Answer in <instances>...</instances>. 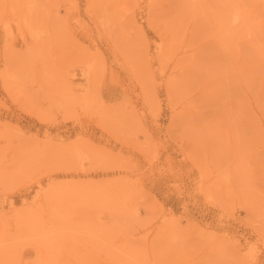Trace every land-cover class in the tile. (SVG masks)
Here are the masks:
<instances>
[{
    "label": "rangeland",
    "instance_id": "374dc122",
    "mask_svg": "<svg viewBox=\"0 0 264 264\" xmlns=\"http://www.w3.org/2000/svg\"><path fill=\"white\" fill-rule=\"evenodd\" d=\"M0 264H264V0H0Z\"/></svg>",
    "mask_w": 264,
    "mask_h": 264
}]
</instances>
